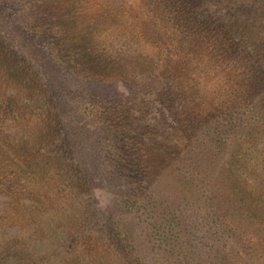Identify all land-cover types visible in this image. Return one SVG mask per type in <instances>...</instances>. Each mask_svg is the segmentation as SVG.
I'll return each instance as SVG.
<instances>
[{"label":"trees","instance_id":"16d2710c","mask_svg":"<svg viewBox=\"0 0 264 264\" xmlns=\"http://www.w3.org/2000/svg\"><path fill=\"white\" fill-rule=\"evenodd\" d=\"M240 2L39 0L43 14L49 17L46 27H50L53 40L65 43L67 23L81 16L89 45L98 40L113 51L108 58L118 67L125 62L131 74L155 78L160 83L156 90H163V102L173 96L181 98L183 104L182 110L172 109L166 117L164 111L158 114L142 134L124 132L136 146L131 153L123 146L114 155L101 154L94 146H100L96 140L78 152L76 161L83 166L95 167L99 160L111 162L105 177L118 189L114 190L118 199L98 209L102 221L77 230L79 237L85 233L89 236L84 248L88 264L94 260L99 264H264V88L260 90L264 80V0H250L245 5ZM58 18H62L60 24H52ZM119 21L129 31L120 32ZM2 29L0 26V52L10 58L23 45H7ZM75 30L78 28L72 35L78 34ZM107 30L105 41L100 36ZM131 33L137 35L134 60L125 57L122 50L124 43L133 44ZM33 43L38 55L39 41L33 39ZM68 45L72 47L63 49L72 53L69 59L74 68L65 70L59 65L61 70L57 62L45 58L55 79L47 72L34 71L35 77L30 76L21 99L13 97L19 93L15 89L0 94V112L11 107L21 115L23 109L33 107L38 116H48L62 128L70 123L74 107L84 113L89 112V106L94 108L93 100L85 97L95 99V82L102 84L103 78L116 81L104 85L102 97L104 93L117 97V85L130 95L121 75L105 74L106 63L102 64L97 55L91 58L86 54L89 45ZM80 52L88 62L77 58ZM240 63L251 65L252 73L237 70ZM83 74L94 77L95 82L88 86ZM240 75L242 80L253 78L247 83L250 89L233 87L232 82H238ZM70 81H79L82 90L87 86L79 94L81 101L72 96ZM256 98L261 102H255ZM159 107L155 111L163 109ZM224 115L234 120L223 123L220 119ZM54 124L49 123L50 127ZM7 125L9 122L0 125V134H8ZM75 125L86 127L87 121ZM187 127L195 130L198 139L202 136L201 143H187ZM174 131H180V136L173 135ZM77 203L79 211L92 204L88 199ZM62 204L48 215L56 218L65 208ZM35 218L34 226L25 234L30 251L46 252L43 238L58 232L60 249L67 247L61 226L41 227ZM62 253L69 255L70 249Z\"/></svg>","mask_w":264,"mask_h":264},{"label":"rangeland","instance_id":"374dc122","mask_svg":"<svg viewBox=\"0 0 264 264\" xmlns=\"http://www.w3.org/2000/svg\"><path fill=\"white\" fill-rule=\"evenodd\" d=\"M240 1L245 5L250 0ZM0 10V26H3L2 30L5 29L2 36L4 42L7 45L12 42L23 45L10 58L3 56L0 52V94L5 90L14 91L15 89V91L19 90L17 91L19 93L18 96L13 97L21 99L22 90L30 83V76L35 77L34 71L36 74L41 72L46 75L47 72L50 75L48 66L50 62H47L45 58L50 57L52 62H57L59 68L60 66L65 70L70 67L74 68L69 59L72 53L63 49L64 46H69L68 44L71 42L75 46L78 45L79 48H85L84 45L90 43L85 36V20L81 16L67 23L69 33L66 32L65 43L68 44H60L59 41L53 40L50 27H46L49 17L47 14H43L44 11L40 8L39 0H0ZM60 20L62 18H58V21L52 24H60ZM119 22L120 32L124 29L128 30L124 22ZM73 23L76 24L73 25ZM75 28H78L75 30L78 34L72 35L74 32L72 30ZM107 32L108 30L100 36L105 41L108 40L105 38ZM131 35L133 44L126 46L127 43H124L122 50L125 53H121L128 58L132 56L131 59L134 60V54L137 53L135 46L137 35L132 33ZM33 39L39 41L43 55L40 56L41 52L38 55L35 53L36 47L33 45ZM103 46L98 40H92V44L85 48L87 49L86 54L91 58L97 55L102 64L106 63L102 71H105V74H111L113 77L121 75V82L130 90L129 96L123 91L121 85H117L115 86L117 97L112 98L109 93L108 95L104 93L105 97H102L101 92L104 91L105 86L114 85L116 80L103 78L101 80L103 83L97 84L94 77L88 76L87 78L83 74L88 86L91 81L95 82L98 93L95 99L90 96L85 97L86 100L94 102V108L89 106L88 113H84L82 109L75 111V107L72 109L73 112L68 118L71 124L57 128L54 120L48 116L47 118L38 116L33 107L23 109L21 115H17L16 109L11 107L0 112V125L3 122H9L7 126L10 130L5 136L4 133L0 134V264H61L63 261L65 264H81L83 262L86 264L87 253L84 248L88 244L87 237L89 236L85 237V233L81 238L78 236L81 232L77 230L87 224L92 227L97 226L102 221L99 219L98 209L108 207L111 202L117 200L118 194H115L114 190L118 189L114 187L115 185L111 183L109 177H105L108 167L112 166L111 162L106 163L104 160H99L95 163V167L93 165L91 167L83 166L80 160L76 161L78 152L86 149L89 141L96 140L100 146H94L101 154L111 152L110 154L114 155L123 146L126 152L131 153L136 146L126 138V134L138 132L142 134L148 122H151L163 111V116L166 117V113L172 109L182 110L181 98L167 96L163 102L161 94L163 90H156L160 83L155 78L131 74L127 70L129 66H126L125 62L118 67L115 61L108 58V55L113 54V51L106 50ZM77 58L89 61L81 52L77 54ZM125 60L127 59L125 58ZM236 69L247 74L252 73V67L247 63H240V67H236ZM77 73L81 74L79 70ZM50 76L55 79V75L51 74ZM252 80V77L242 80L240 75L238 82H232V85L235 89L242 87L248 90L250 86L247 83ZM46 82V85L49 86L48 78ZM33 84H38V82L34 81ZM69 84L73 87L72 96L77 102L81 101L82 98L79 94L87 86H84L82 90L79 81L76 84L70 81ZM263 88L264 80L260 84V90ZM223 100L226 101L225 98ZM255 102L261 101L256 98ZM263 102L261 105H264ZM227 103L230 104V99ZM158 106L163 109L155 111ZM59 111L61 112L60 109ZM76 118L78 122L85 119L87 126H76ZM230 119L233 121L234 117L224 115L220 121L229 123ZM50 122L54 124L53 127H50ZM187 131L189 133L187 143L192 145L202 142V136L198 139L194 129L187 127ZM74 132L83 138L75 136ZM180 134V131L173 133L176 136H180ZM37 148L40 150L38 153L35 150ZM193 158L197 159V156ZM72 160H75L74 164L71 163ZM79 174H82L83 177L79 178ZM101 178L102 180H100ZM73 190H77V193L72 192ZM84 199L90 200L92 204L86 211H79L77 202L84 201ZM60 204H62L61 206L66 205L57 213L56 218L48 215ZM35 215L37 219L35 218L34 221L38 226H61L60 234L65 236L61 239L63 238V245H67L66 248L60 249L62 244L58 241V232V234H47L43 238L46 252L37 253L34 249L30 251L26 245L28 241L25 237H28L25 234L29 228L34 226L33 217H36ZM30 217L31 219H29ZM56 235L57 239L53 238ZM67 248L70 249L69 255L62 253ZM99 263L98 260L93 261V264Z\"/></svg>","mask_w":264,"mask_h":264}]
</instances>
